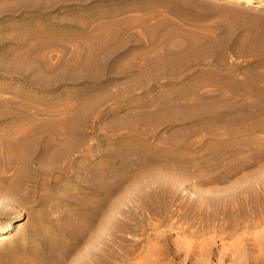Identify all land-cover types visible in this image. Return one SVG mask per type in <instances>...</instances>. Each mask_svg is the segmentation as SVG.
<instances>
[{
	"label": "rangeland",
	"instance_id": "rangeland-1",
	"mask_svg": "<svg viewBox=\"0 0 264 264\" xmlns=\"http://www.w3.org/2000/svg\"><path fill=\"white\" fill-rule=\"evenodd\" d=\"M75 1L30 58L0 0V264H264V0ZM107 23L125 52L79 68Z\"/></svg>",
	"mask_w": 264,
	"mask_h": 264
},
{
	"label": "bare ground",
	"instance_id": "bare-ground-1",
	"mask_svg": "<svg viewBox=\"0 0 264 264\" xmlns=\"http://www.w3.org/2000/svg\"><path fill=\"white\" fill-rule=\"evenodd\" d=\"M15 1H18L19 3H21V4H23L24 5V9H22V11L23 12H26V14H30V15H34L35 17H36V22H34V23H30L29 24V26H30V29L29 30H25L24 29V31H23V33H21V34H17V35H15L12 39H13V41H15L13 44V47H12V49H20V48H28V46H29V48H28V50L26 51V53H25V56H27V57H32V52H33V48L34 47H36V46H33V45H30V44H28L27 42H25L26 40H25V38H23V37H26V38H28V39H34V37H36L37 35L38 36H43V35H45L46 36V34H49L50 33V31H49V33H46V32H44V31H38V30H36L37 29V26L39 25V24H42L43 23V25L44 24H47L48 23V25L49 24H51V21H54V20H52V18H51V16H50V13L51 12H53L54 10H56L57 9V6H55L57 3H62V2H64L65 0H15ZM78 1V0H77ZM77 1H75V2H77ZM80 2L78 3V6L79 7H81L82 9L83 8H86V7H88V3L87 2H89L88 0H87V2H86V0L84 1V0H79ZM93 1V0H92ZM98 1H102V0H96L95 2L97 3ZM91 2V1H90ZM77 4V3H76ZM92 4V3H91ZM13 11H10V13H12ZM15 15V14H14ZM24 16V15H23ZM23 16H21L20 17V19H22L23 18ZM28 16V15H27ZM29 17V16H28ZM112 22V21H111ZM26 24V23H25ZM24 24V25H25ZM113 23H107V25H101V26H99V27H96V28H94L92 31H90L88 34H87V28L86 27H81V34H85V35H88L87 36V39H88V42H87V47L85 48V53L84 54H81V57H80V60L77 62V66L79 67V68H83V70L84 69H86V68H90V67H92L93 65H97V66H99L103 71H106V70H110L111 71V69H113V67H115L114 65H110L109 66V60L112 58V57H114L113 55L115 54V52L116 53H122V52H125V51H121L120 52V49L122 48V46L120 45V46H117L116 47V44H117V41H113V36L115 35V32L114 31H112V26L113 25H117V23L115 22V24H113ZM145 24V23H144ZM21 25V24H20ZM52 25V24H51ZM12 27V26H11ZM114 28V27H113ZM48 29V28H47ZM155 29H157V23H155L154 24V26H153V28L151 27V28H149V29H146L145 31H144V34H147V33H149L150 31H152V30H155ZM52 32V31H51ZM55 33V32H54ZM106 33H107V36H106ZM41 36V37H42ZM80 36V35H79ZM147 36V35H146ZM54 37V36H53ZM168 37V36H167ZM39 39L38 40H41L42 38H40V37H38ZM155 39V38H154ZM29 40V41H30ZM50 40V39H49ZM156 40V39H155ZM42 41V40H41ZM120 42V41H119ZM122 42V41H121ZM124 42H126V41H123V43H122V45L124 44ZM140 42H142V41H140ZM158 42H157V40L156 41H151V42H149L148 44H144L143 42H142V44H139V48H137L136 49V51L134 52V54H133V56H142L143 57V55H148V56H146V57H149V60L152 62V60L151 59H153V58H156L157 59V55H152V54H150L153 50H155V49H157V44ZM178 43V42H177ZM120 43H118V45H119ZM126 44V43H125ZM137 44H138V42H137ZM137 44H135V45H137ZM179 44V43H178ZM11 45V44H10ZM123 46H125V45H123ZM38 47V46H37ZM8 48V50H10V52H11V50L12 49H9V47H7ZM126 48V47H125ZM135 48V47H134ZM176 48V47H175ZM127 49V48H126ZM126 49H124V50H126ZM7 50V51H8ZM24 50V49H23ZM121 50H123V49H121ZM18 51V50H17ZM187 51V50H186ZM20 52V51H19ZM9 52H7V53H3L2 55H1V57L2 56H6L7 54H8ZM129 53V52H128ZM182 53L184 54V51H182ZM198 53V52H197ZM20 54H22V53H20ZM118 54V55H119ZM127 57V56H126ZM22 58V55H18L17 56V58H16V60H19V59H21ZM143 58H145V57H143ZM113 60V59H112ZM125 60V59H124ZM132 60V59H131ZM109 61V62H108ZM133 61V60H132ZM156 61V60H155ZM134 62V61H133ZM27 63H28V61H27ZM127 63V62H126ZM135 63V62H134ZM133 64V63H132ZM138 64V63H137ZM128 65H131V64H128ZM132 66V65H131ZM148 67H149V65H148ZM67 68H68V66L65 64V62L63 61V59H61V63H60V71H65V70H67ZM144 68V67H143ZM149 68H151V67H149ZM154 68H156V67H154ZM179 69V68H178ZM150 70V69H149ZM20 71V72H19ZM27 71H29V72H34L33 71V68L30 66L29 68H26V69H19L18 70V73L22 76V77H20L22 80H24L25 81V83H27L28 85H35V84H38V85H40V86H44V85H42L40 82L41 81H39V79H37L38 77H36L35 76V79L34 80H32V79H30L29 77H26L27 75H25V73H27ZM102 71V72H103ZM21 72H23V73H21ZM87 72V71H86ZM89 72H90V70H89ZM143 74V73H142ZM91 75V74H90ZM102 75H103V73H102ZM156 75V74H155ZM100 76H101V74H100ZM86 77V76H85ZM90 77H92V76H90ZM95 77V76H94ZM96 80V79H95ZM97 81V80H96ZM156 81V80H155ZM57 83L58 84H61L62 83V81H57ZM214 85L219 89V91H221V89H222V91L224 90V87H223V85H222V83H218V82H215L214 83ZM40 86H38V87H40ZM41 88V87H40ZM93 92V91H92ZM229 92H230V90H229ZM87 93H89V92H85V96H87L86 94ZM231 93L232 94H239L238 92H236L235 90L234 91H231ZM99 94V93H98ZM101 94V93H100ZM99 94V95H100ZM103 94H105V93H103ZM248 94V93H247ZM246 94V95H247ZM89 95H90V93H89ZM91 95H92V93H91ZM90 95V96H91ZM113 95V94H112ZM98 96V95H97ZM84 97V96H83ZM103 97H105V95L103 96ZM124 98V97H123ZM181 98V97H180ZM90 99V98H89ZM89 99H87V97H85V99L83 98V101H85V104H88L90 101H88ZM95 100V99H94ZM195 101V100H194ZM199 102V101H198ZM95 103V102H94ZM216 104V103H215ZM119 105V104H118ZM140 104H138V106H139ZM230 106H232V105H230ZM95 107V106H94ZM130 107V106H129ZM145 107L146 106H142L141 107V109L142 110H140V111H138V113L139 112H145ZM229 108V107H228ZM192 109V108H191ZM200 109H201V107H200ZM211 110V108L209 107V104L208 105H206V110ZM234 109V108H233ZM114 110V109H113ZM208 110H207V114L206 115H208ZM209 110V111H210ZM231 110V109H230ZM157 111V110H156ZM202 111H203V109H202ZM227 111V110H226ZM225 110L224 111H222V113H221V115H220V117H225L226 115H228V113L226 112ZM111 112V111H110ZM148 112V111H147ZM146 112V113H147ZM150 112V111H149ZM204 112V111H203ZM206 112V111H205ZM109 113V112H108ZM141 114V113H140ZM71 115V114H70ZM108 114L106 113V114H104L103 115V117H105V116H107ZM137 115V114H136ZM139 115V114H138ZM205 115V116H206ZM150 116V115H149ZM4 117H8V119H9V124H12V122L13 121H15L16 119H14V117H12V116H0V121L2 120V119H7V118H4ZM16 117V116H15ZM73 117V116H72ZM71 117V118H72ZM140 117H141V115H140ZM144 117V116H143ZM65 118V117H64ZM68 118V117H67ZM70 118V117H69ZM193 119V118H192ZM60 120V119H59ZM68 120H70V119H68ZM73 120V119H72ZM54 121V120H53ZM65 121V120H64ZM62 122V121H61ZM59 123V124H62V123ZM69 122V121H68ZM48 124V123H47ZM59 124H58V126H59ZM64 124V123H63ZM68 124H70V123H68ZM55 125V124H54ZM57 125V124H56ZM47 126V125H46ZM62 126V125H61ZM60 126V127H61ZM65 125H63V127H64ZM70 126V125H69ZM80 126V125H79ZM78 126V127H79ZM49 127V126H48ZM47 127V128H48ZM71 127V126H70ZM50 128V127H49ZM53 129V128H52ZM55 129V128H54ZM62 129H64V128H62ZM71 129V128H70ZM58 129H56V131H57ZM67 130V129H66ZM59 131V130H58ZM73 131V130H72ZM72 131H71V133H72ZM28 133H33L32 131H29ZM28 133H26V134H28ZM25 133H22V132H19V133H16L15 134V138L17 139V140H19V139H21V138H28V137H30V136H32V135H26ZM74 134V133H73ZM25 135V136H24ZM71 135V134H70ZM16 139H14V140H16ZM144 143V142H143ZM11 144V143H10ZM10 160V159H9ZM2 240H4V237H2V236H0V241H2Z\"/></svg>",
	"mask_w": 264,
	"mask_h": 264
}]
</instances>
